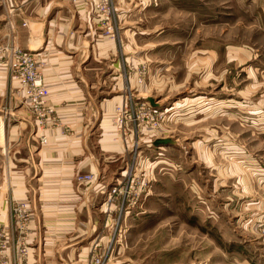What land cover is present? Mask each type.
Segmentation results:
<instances>
[{"label":"rangeland","instance_id":"obj_1","mask_svg":"<svg viewBox=\"0 0 264 264\" xmlns=\"http://www.w3.org/2000/svg\"><path fill=\"white\" fill-rule=\"evenodd\" d=\"M164 1L172 8L165 18L168 30L175 29L182 9L183 38L174 30L145 37L140 34L144 29L136 27V47L130 50L136 59L133 75L120 77L119 87L108 82L114 90L103 93L104 101H111L105 104L111 111L105 112H112V119L116 103L133 98L136 112L141 101L156 110L140 119L159 121L135 136L129 159L119 164V175L134 165L131 195L139 199L122 211L117 208L102 228L101 247L109 240L116 247L108 252L109 264L133 259L140 264H208L209 254H231L229 248L252 264H264L256 241L238 247L239 240L253 237L242 235L246 231L254 237L255 231L264 233V28L251 23L245 11L254 0ZM105 29H98L100 36L116 38L120 30ZM17 44L26 49L21 41ZM208 49L218 51L215 59L207 57ZM11 92L0 104V119H15L20 103ZM149 96L158 107L143 99ZM160 137L176 143L154 145ZM233 230L235 241L230 242L224 233Z\"/></svg>","mask_w":264,"mask_h":264},{"label":"crops","instance_id":"obj_2","mask_svg":"<svg viewBox=\"0 0 264 264\" xmlns=\"http://www.w3.org/2000/svg\"><path fill=\"white\" fill-rule=\"evenodd\" d=\"M0 2V44L21 41L26 50L39 53L50 103L56 109L54 119L39 125L24 102L22 86L1 63L0 104L7 100L9 89L20 104L15 119H0L4 134L0 133V264H82L94 247L101 246L102 228L117 211L105 199L119 164L129 159L136 142L134 135L124 138L115 127L112 112H105L111 111L105 109L111 101L105 102L103 93L114 90L108 82L119 87L120 77L133 75L136 59L130 50L136 47V27L144 29L140 34L145 37H161L162 32L174 30L183 38L186 19L182 9L177 11L179 22L168 30L165 18L172 8L167 1L114 0L120 30L116 38L102 37L89 0ZM245 11L250 12L251 23L264 28V0H254ZM189 25L194 38V21ZM208 50L207 57L215 59L218 51ZM42 135L47 143L41 142ZM90 172L95 180L78 179ZM21 204L29 215L23 229L13 211ZM234 231H225L227 240L235 241ZM246 232L242 235L253 237L239 240V249L256 241L262 258L264 233L255 231L254 237ZM23 238L28 242L27 256L18 254ZM228 251L232 253L219 257L215 250V255L209 254L208 264H221L229 256L230 264H252L232 248ZM128 264L140 263L133 259Z\"/></svg>","mask_w":264,"mask_h":264},{"label":"built area","instance_id":"obj_3","mask_svg":"<svg viewBox=\"0 0 264 264\" xmlns=\"http://www.w3.org/2000/svg\"><path fill=\"white\" fill-rule=\"evenodd\" d=\"M70 1V0H69ZM76 1V0H71ZM90 11L93 17L105 26L108 33L113 32L117 28L118 14L114 5V0H89ZM27 22L24 21V25ZM39 53L23 49L16 42H7L0 44V65L4 63L13 73V76L19 81L24 94V102L35 114L39 125L48 123L54 119L55 107L50 103V89L45 82L41 64L38 59ZM7 57V58H6ZM139 104V103H137ZM156 111L152 106H149L146 101H141L136 112L133 98L128 101L116 103L114 125L124 138H129L131 135L139 136L145 128H153L158 125L159 119H140L145 113ZM42 143H47L45 135L41 137ZM136 170L134 165L128 164L121 172V175L113 180L110 185L105 203L107 205L114 204L116 208L122 211L125 207H130L139 199L137 196H132L131 193L135 190ZM78 179L83 182H91L96 179L94 173H85L78 175ZM23 204L15 206L13 211L18 217L17 222L23 229L26 225L28 216L23 208ZM130 211V210H128ZM7 238L5 237V240ZM28 242L26 239L20 241L19 255L27 256ZM113 251L112 241L104 248L101 246L94 247L89 259L82 264H109V251ZM7 264V262H2Z\"/></svg>","mask_w":264,"mask_h":264},{"label":"water","instance_id":"obj_4","mask_svg":"<svg viewBox=\"0 0 264 264\" xmlns=\"http://www.w3.org/2000/svg\"><path fill=\"white\" fill-rule=\"evenodd\" d=\"M146 100L151 103V105L158 107L159 103L156 101V99L152 96L146 97ZM176 143V140L171 137H160L155 139L154 145L160 146V145H174Z\"/></svg>","mask_w":264,"mask_h":264},{"label":"bare ground","instance_id":"obj_5","mask_svg":"<svg viewBox=\"0 0 264 264\" xmlns=\"http://www.w3.org/2000/svg\"><path fill=\"white\" fill-rule=\"evenodd\" d=\"M169 109H171V108H168V110ZM0 131H1V133L3 134V126L1 125V127H0ZM4 135V134H3Z\"/></svg>","mask_w":264,"mask_h":264}]
</instances>
